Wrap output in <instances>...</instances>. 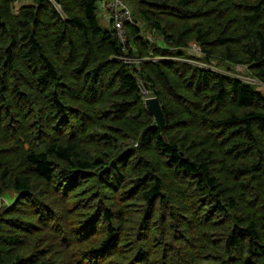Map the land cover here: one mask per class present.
I'll list each match as a JSON object with an SVG mask.
<instances>
[{
  "label": "trees",
  "instance_id": "1",
  "mask_svg": "<svg viewBox=\"0 0 264 264\" xmlns=\"http://www.w3.org/2000/svg\"><path fill=\"white\" fill-rule=\"evenodd\" d=\"M125 1L0 0V264H264V0Z\"/></svg>",
  "mask_w": 264,
  "mask_h": 264
},
{
  "label": "built area",
  "instance_id": "2",
  "mask_svg": "<svg viewBox=\"0 0 264 264\" xmlns=\"http://www.w3.org/2000/svg\"><path fill=\"white\" fill-rule=\"evenodd\" d=\"M99 7L101 14L107 16L112 23L113 38L121 44L123 52H126L128 43L126 24L133 22L129 5L125 0H100ZM192 50L196 54H202L201 47L196 43L192 44ZM123 60L133 61L129 57H123Z\"/></svg>",
  "mask_w": 264,
  "mask_h": 264
},
{
  "label": "rangeland",
  "instance_id": "3",
  "mask_svg": "<svg viewBox=\"0 0 264 264\" xmlns=\"http://www.w3.org/2000/svg\"><path fill=\"white\" fill-rule=\"evenodd\" d=\"M99 18H100V22L102 24L103 27L105 28H111V25L109 24V22L106 20V18L104 17V15L101 14L100 12V15H99ZM193 54L196 55V53L193 52V50H191ZM198 56H202L200 54H197ZM174 60H179L181 61L182 59H179V58H172ZM184 60L186 62H189V63H192V64H196V65H199V66H203V67H207L209 69H212V70H215V71H218L220 73H223V74H228V75H233V76H236L238 78H241L243 80H249V81H253L252 78L248 77L247 75H244V68L241 67V66H238L237 67V72H234V71H229L227 70L224 66H220V65H217L216 63H211V64H208L204 61H202L201 59L199 58H196V57H187V58H184ZM259 89H261L262 87L261 86H258ZM14 194H10L9 196L7 195V197L5 198V201L6 203H11L14 199Z\"/></svg>",
  "mask_w": 264,
  "mask_h": 264
},
{
  "label": "water",
  "instance_id": "4",
  "mask_svg": "<svg viewBox=\"0 0 264 264\" xmlns=\"http://www.w3.org/2000/svg\"><path fill=\"white\" fill-rule=\"evenodd\" d=\"M146 105L150 113L155 117L157 128L163 130L166 120L159 98L157 96L147 97Z\"/></svg>",
  "mask_w": 264,
  "mask_h": 264
},
{
  "label": "crops",
  "instance_id": "5",
  "mask_svg": "<svg viewBox=\"0 0 264 264\" xmlns=\"http://www.w3.org/2000/svg\"><path fill=\"white\" fill-rule=\"evenodd\" d=\"M100 8V7H99ZM105 18H106V20L109 22V24H110V20L108 19V17L107 16H104Z\"/></svg>",
  "mask_w": 264,
  "mask_h": 264
}]
</instances>
